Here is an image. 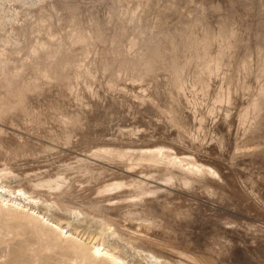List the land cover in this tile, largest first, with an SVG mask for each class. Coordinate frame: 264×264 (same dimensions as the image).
I'll list each match as a JSON object with an SVG mask.
<instances>
[{"label":"rangeland","instance_id":"1","mask_svg":"<svg viewBox=\"0 0 264 264\" xmlns=\"http://www.w3.org/2000/svg\"><path fill=\"white\" fill-rule=\"evenodd\" d=\"M82 28L90 32L88 42L70 37ZM130 38L136 40L133 47L127 46ZM205 47L206 60L201 58ZM154 48L162 57L153 63L154 72L132 80ZM0 53L3 69L16 68L24 81H37L36 67L57 56L76 62L63 70L60 85L46 83L30 98L35 118L0 120V195L35 209L75 238L64 237L38 215L0 203V264H114L92 254L93 242L126 264H191L176 262L177 255L161 256L137 238V227L149 226L150 237L159 236L154 229H165L148 203L95 198V187L120 178L121 166L118 154L109 157L99 148L137 151L146 145L162 146L165 156H159L165 167L148 171L151 185L163 184L165 159L173 152L218 165L217 181L198 173L190 187H177L192 203L193 222L184 230L189 241L180 245L175 230L170 250L199 256L205 259L201 264H264V0H0ZM215 60L212 72L203 67ZM180 66L182 95L172 83ZM119 69L126 74L120 73L113 87L107 85ZM12 94L17 99L23 93L17 88ZM253 98L256 107L249 105ZM173 106L178 124L162 114ZM71 115H79L84 128L72 130ZM183 164L173 167L180 176L181 166L188 167ZM177 176L172 181L177 183ZM103 206L111 208L122 229L99 217ZM171 233L161 236L172 238ZM208 249L219 253L216 260L209 259Z\"/></svg>","mask_w":264,"mask_h":264},{"label":"bare ground","instance_id":"2","mask_svg":"<svg viewBox=\"0 0 264 264\" xmlns=\"http://www.w3.org/2000/svg\"><path fill=\"white\" fill-rule=\"evenodd\" d=\"M77 7V5H76ZM175 8V7H174ZM73 10V9H72ZM122 10V9H121ZM72 15V14H71ZM121 15V14H120ZM130 17V16H129ZM136 17V16H135ZM134 17V18H135ZM72 18V17H71ZM122 19V18H121ZM50 20V19H49ZM47 20V21H49ZM132 20H133V17H132ZM130 21V20H129ZM134 21V20H133ZM75 23V22H74ZM145 23V22H144ZM131 24V23H130ZM81 25V24H80ZM123 25V24H122ZM127 25V24H126ZM51 26V25H50ZM77 27V26H76ZM40 28V27H39ZM74 28V27H73ZM80 28V26H79ZM122 28V27H121ZM50 29V28H48ZM97 29V28H96ZM79 30V29H78ZM83 28L80 30V31H77V32H74L71 34V38L73 39H76V40H84L86 41V39L88 40L87 36H91L89 33L87 34V32H84L82 31ZM94 30V29H93ZM76 31V30H75ZM82 31V32H81ZM89 31V30H88ZM101 31V30H100ZM123 31V30H122ZM102 32V31H101ZM97 33V31H96ZM102 34V33H101ZM135 34V33H134ZM164 34V33H163ZM97 35V34H96ZM154 35V34H153ZM217 36V34H216ZM96 37V36H95ZM147 37V36H146ZM49 38V37H47ZM92 38V37H91ZM99 38V37H98ZM144 38V37H143ZM157 38V37H156ZM46 39V38H45ZM68 39V37H67ZM67 39H65L66 41H68ZM122 39V38H121ZM71 40V39H70ZM75 40V42H76ZM155 40V39H154ZM61 41V40H60ZM83 41V42H84ZM135 41L136 40H132L131 38L127 41L128 42V47L129 46H134L135 45ZM141 41V40H140ZM152 41V40H151ZM158 41V40H157ZM63 42V41H62ZM62 42H61V45H62ZM69 42V41H68ZM74 42V43H75ZM78 43L80 41H77ZM76 42V44H78ZM88 42V41H86ZM85 42V44L87 45V43ZM147 42V41H145ZM143 42V43H145ZM154 42V41H153ZM173 42V41H172ZM205 42V41H204ZM58 43V41H57ZM73 43V44H74ZM82 43V42H81ZM141 43V42H140ZM60 44V43H59ZM71 44V43H70ZM151 44V43H150ZM153 44V43H152ZM49 45V44H48ZM67 45V44H66ZM84 45V44H83ZM146 45V44H145ZM149 45V43H148ZM222 45V44H221ZM35 46V45H34ZM60 46V45H59ZM92 46V45H91ZM33 47V46H32ZM40 47V46H39ZM80 47H85V46H80ZM87 47V46H86ZM89 47V46H88ZM105 47V46H104ZM157 47V46H156ZM171 47V46H170ZM207 47V46H206ZM205 47V48H206ZM58 48H61V47H58ZM58 48H57V52H58ZM63 48V47H62ZM131 48V47H130ZM144 48V47H143ZM146 48V47H145ZM173 48V47H172ZM35 49V47L32 48V50ZM39 49V48H38ZM38 49H35V50H38ZM50 49V48H49ZM88 49V48H87ZM204 49V48H203ZM30 49V51H32ZM60 50V49H59ZM84 50V49H83ZM142 50V49H141ZM147 50V49H146ZM206 49L202 50V56L201 58L202 59H205L206 60V57L208 56L207 54L208 51H206ZM53 51V50H52ZM91 51V50H90ZM108 51V50H107ZM222 50H219V52H221ZM34 52V51H33ZM40 52V51H39ZM89 52V51H88ZM140 52V50H139ZM160 52L159 51V48H154L152 49V55L150 56V58L144 62L143 64H141L142 66L139 68V71L136 73L135 71V78H133L132 80H144L150 73H153L152 70H153V63L156 61H158L157 59L160 56ZM28 53V52H27ZM31 53V52H30ZM29 53V55H30ZM55 53V52H54ZM59 53V52H58ZM144 53V52H143ZM53 54V53H52ZM56 54V53H55ZM87 54V53H86ZM163 54V53H162ZM200 54V53H199ZM221 54V53H220ZM1 55V53H0ZM57 55V54H56ZM61 55V54H60ZM84 55V54H83ZM140 55V54H139ZM142 55V53H141ZM197 55V54H196ZM195 55V56H196ZM2 56V55H1ZM0 56V120L2 119H9L10 121H12V119L14 118V120H20L21 122H24L25 119H28L30 121V119H33V117L35 116L34 115V112H32V109H31V103H30V98H32L33 96L37 95L38 93H40V91H43V85L46 84V83H51V84H58L60 85L61 82L63 81V78L66 74V72H64L66 70L67 67H69L70 65H72L73 67V64L74 63V59L72 60L71 58L67 57V56H57V58H55L53 60V62H50V63H47L46 64V61L44 66L43 67H36L35 69V77H39V79L36 80H30V81H24V80H19L17 77L19 75V70H17L16 68L13 70H4L3 69V66H4V62L5 61L2 57ZM86 56V55H85ZM146 56V55H145ZM149 56V55H148ZM200 56H197L200 58ZM15 57V56H14ZM31 57V56H30ZM46 59H47V56L45 55ZM60 57V58H59ZM139 57V56H138ZM196 57V59H197ZM210 57V56H209ZM219 57V56H218ZM5 58V57H4ZM34 58V57H33ZM38 58V57H37ZM162 58V57H161ZM208 58V57H207ZM12 59V58H11ZM30 59V58H29ZM50 59V58H49ZM53 59V58H52ZM51 59V60H52ZM127 59V58H126ZM143 59V58H142ZM201 59V60H202ZM209 59V58H208ZM211 59H216L215 56L214 58H211ZM210 59V60H211ZM28 60V59H27ZM35 60V58H34ZM88 60V59H87ZM133 60V59H132ZM8 62V60H6ZM31 61V59L29 60ZM37 61V60H36ZM49 61V60H48ZM75 61H76V58H75ZM79 61V60H78ZM124 61V59H123ZM212 61V60H211ZM23 62V60L21 61ZM33 62V61H32ZM41 62V61H40ZM85 62V61H84ZM114 62V61H113ZM187 62V61H186ZM23 63H27V62H23ZM38 63V62H37ZM83 63V62H82ZM108 63V62H107ZM110 63V62H109ZM174 63V62H173ZM22 64V63H21ZM28 64V63H27ZM125 64V63H124ZM123 64V65H124ZM204 64V63H203ZM25 65V64H24ZM29 65V64H28ZM27 65V66H28ZM34 65V64H32ZM77 65V64H76ZM80 65V64H78ZM119 65V64H117ZM126 65V64H125ZM128 65H131V62H128ZM127 65V67H128ZM212 64H208V61L205 62L204 66L205 69H208V71H213L216 67H217V61L215 60V64L213 66H211ZM244 65V64H243ZM36 66V65H35ZM37 66H39L37 64ZM105 66V65H104ZM120 66V65H119ZM122 66V65H121ZM132 68L133 69H136V67H138L137 65L133 64L132 63ZM155 66V65H154ZM31 67V66H30ZM71 67V66H70ZM77 67V66H75ZM89 67V66H88ZM126 67V66H125ZM27 68V67H26ZM33 68V67H32ZM117 68V67H116ZM123 68V66H122ZM161 68V67H160ZM176 68V67H175ZM184 67L183 66H180V67H177L175 69V72H174V79L172 80V83L175 87V89H177L176 91L180 90V88L183 86L182 85V81H181V78L183 79V77L180 78V75L183 74L182 72V69ZM7 69V68H6ZM23 69V68H22ZM71 69V68H70ZM74 69V68H73ZM81 69V68H80ZM79 69V70H80ZM128 69V68H127ZM132 69V70H133ZM170 69V68H169ZM64 70V71H63ZM74 70H77L74 69ZM182 71V72H181ZM87 72V71H86ZM129 71H127L128 73ZM133 72V71H132ZM23 73V72H22ZM32 73V72H31ZM75 73V72H74ZM120 73H125L126 74V71L125 69H119V70H115V73L112 72V76L111 78L107 81V85H110L112 86L113 84L115 85V82H117V80L115 81V78L119 76ZM131 73V72H130ZM209 73V72H208ZM77 74V73H76ZM86 74V73H85ZM93 74V73H92ZM21 75V73H20ZM87 75V74H86ZM134 76V74H133ZM132 76V77H133ZM29 77V76H28ZM27 77V78H28ZM34 77V76H33ZM20 78V77H19ZM24 78V77H23ZM35 78V79H36ZM85 78V77H84ZM225 79V78H224ZM50 85V84H49ZM113 85V86H114ZM133 85V84H132ZM141 85V84H140ZM171 84V86H173ZM206 84H204L205 86ZM112 86V87H113ZM131 86V84H130ZM136 86V85H135ZM111 87V88H112ZM18 90H22V96L21 98H16L17 99H14L13 98V94L12 92L14 93V90L17 89ZM55 88V87H54ZM68 87H66L67 89ZM74 88V87H73ZM115 88V87H114ZM14 89V90H13ZM38 89H41L38 91ZM141 89V88H140ZM143 89V88H142ZM173 89V88H172ZM182 89V88H181ZM51 90V89H50ZM129 90V89H128ZM17 91V90H16ZM121 91V90H120ZM123 91V90H122ZM175 91V93H177ZM195 91V90H194ZM70 92V91H69ZM132 92V91H131ZM179 92V91H178ZM17 93V92H16ZM119 93V92H118ZM125 93V92H123ZM171 93V92H170ZM180 93H181V90H180ZM197 93V92H196ZM51 94V93H50ZM137 94V93H136ZM40 95V94H39ZM182 95V93H181ZM184 95V94H183ZM196 95V94H194ZM203 95V94H202ZM127 96V95H126ZM169 96V95H168ZM171 96H172V93H171ZM171 96L168 100L171 99ZM177 96V95H175ZM224 96V95H223ZM20 97V96H19ZM179 97V96H178ZM197 97V96H196ZM222 97V96H221ZM220 97V98H221ZM257 97V96H256ZM35 98V97H34ZM167 98V97H166ZM173 98V96H172ZM176 98V97H174ZM183 98V97H182ZM181 98V99H182ZM193 98V97H192ZM219 98V99H220ZM137 99V98H136ZM255 99L256 98H253L251 102H249L250 104V107H254L255 106ZM33 100V99H32ZM185 100V99H184ZM142 101V99H141ZM172 101V100H171ZM176 100L172 101V104L173 102H175ZM258 101V100H257ZM137 102V101H136ZM146 102V101H145ZM179 102V101H178ZM176 101V104L178 103ZM182 101H180L181 103ZM190 102V101H189ZM200 102V101H199ZM87 103V102H86ZM96 103V102H95ZM183 103V102H182ZM198 103V102H197ZM81 104V103H80ZM147 104V103H146ZM143 105V103H142ZM179 105V104H178ZM55 106V105H54ZM52 105V107H54ZM58 106V105H57ZM167 106V105H166ZM165 106V107H166ZM172 106V105H171ZM169 107H170V104H169ZM168 107V108H169ZM188 107V106H187ZM256 107V106H255ZM44 108V107H43ZM55 108V107H54ZM79 108V107H78ZM167 108V109H168ZM174 106L172 108H169L168 111L166 113H163L162 111V114H166L169 119H171L174 124H178L176 121H175V118H174V110H173ZM177 108V106H176ZM108 109V108H107ZM166 109V110H167ZM79 110V109H78ZM160 110V109H159ZM163 110V109H162ZM177 110V109H176ZM189 110V109H188ZM254 110V108H253ZM35 111V110H34ZM56 111V110H55ZM54 111V112H55ZM249 111V110H248ZM255 111V110H254ZM77 112V111H76ZM177 112V111H176ZM56 113V112H55ZM75 113V112H73ZM161 113V112H160ZM36 114V112H35ZM66 114V113H65ZM69 114V113H67ZM72 114V113H70ZM76 114V113H75ZM80 114V112H79ZM188 114L187 113V117H188ZM192 114V113H191ZM37 115V114H36ZM57 115V114H56ZM165 115V118H168L166 117ZM243 115V114H242ZM16 116V117H14ZM63 116V114H62ZM61 116V117H62ZM72 116V115H71ZM79 116V115H78ZM78 116L76 115H73L72 118H71V122L70 123L72 127H75L74 129L72 130H76V128H78L79 130L84 128L82 126V124L80 123L82 121H79V118ZM81 116V114H80ZM257 116V115H256ZM69 117V115H68ZM66 117V118H68ZM82 117V116H81ZM35 118V117H34ZM52 118V117H51ZM65 118V117H64ZM64 118H62L64 120ZM65 118V119H66ZM178 118H176L177 120ZM61 120V119H60ZM5 122V121H4ZM27 122V121H26ZM61 122V121H60ZM179 122V121H178ZM8 123V122H7ZM10 123V122H9ZM31 123V122H30ZM64 123V121H63ZM67 124V120L65 122ZM83 123V122H82ZM180 123V122H179ZM61 124V123H60ZM85 123H83L84 125ZM182 124V123H181ZM180 124V125H181ZM201 124V123H200ZM8 125V124H7ZM28 125V124H27ZM62 125V124H61ZM11 126V125H10ZM59 127H61L59 125ZM66 127H69V121H68V126ZM180 128V127H179ZM65 129V128H64ZM69 129V128H68ZM184 130V127L182 128ZM187 129V128H186ZM200 130V129H199ZM180 131V130H179ZM185 131V130H184ZM64 132V131H63ZM69 132V131H68ZM188 132V130H187ZM186 132V133H187ZM67 133V131H66ZM65 133V135H66ZM71 133V132H69ZM182 133V131H181ZM64 133H62V136ZM68 134V133H67ZM69 135V134H68ZM182 136V135H181ZM65 137V136H64ZM66 140V139H65ZM111 143V142H110ZM112 145V144H111ZM142 146V145H141ZM144 146V145H143ZM152 145H149L148 147H150ZM97 147V146H96ZM99 147V146H98ZM139 147V146H138ZM147 145L146 147H140L138 149H140V151H135L137 147H134L135 149L131 148V147H106L104 149H100L99 148V152H104L106 155H109V157H112L116 154H118L117 156H119V160H120V163L119 165H121L120 167H118V172H119V175H117L118 179H114V180H110V181H104L103 182H100L97 187H95V191L94 194H95V198L97 199L98 198H105L104 196H107L109 195L110 197H108L107 199L109 201H114V202H121V201H124V202H130V201H139V202H136V203H142L143 201L148 203L149 205L147 206V210L151 213H155L157 215H159L164 221H165V229L164 230H160V229H154L156 232H158V235L159 236H152L150 237V234L147 233V231H145V229H148V228H145L144 226V230H141V229H138L139 227L136 228V230L140 231L138 234H137V238H140L145 244L148 245V247H152L153 249H157L158 251H155L157 254L161 255V256H173L174 255H177L175 256V261L176 262H180V263H185L186 262H189L191 264H201L202 261L205 262V259L199 257V256H193V255H187L185 252L183 251H178L177 253H173L171 250H170V243L173 244L176 240V232L175 230L177 231L178 233V236L180 237V242L181 243L180 245H185V242L189 241V238L184 236V230L190 226H192V222L190 220V215L189 213L191 212L192 210V203H189V202H185V197H183V189H178L177 187H182V188H185V187H190V179L193 178V174H198V173H201V174H204L206 175V177L212 179V181H215L216 180V176L218 175V165H217V168L216 166H212L210 165L209 163H206V162H199L197 161L196 159L193 158V156H190L189 154H187L186 152H181V151H177V152H173L171 153V155L169 156H166V162L167 164L165 163V165H167L168 167L164 168L163 170V175L165 176L162 181H163V184H159V185H151V183L149 182V179H151V174L148 173L149 169H153V170H157L159 169V166H160V160H159V156L162 155L163 151L161 150L162 149V146L160 148V146L156 145V148H148ZM168 147V146H167ZM253 148V147H252ZM168 150H169V147H168ZM251 150V149H250ZM95 153V152H94ZM136 153V161L133 163L131 162V157L132 155H134ZM167 153V152H166ZM104 154V155H105ZM99 155V154H98ZM103 155V154H102ZM164 155H162L163 157ZM161 157V158H162ZM165 157V156H164ZM163 157V158H164ZM110 159V158H109ZM180 162H183L185 163V165L187 164L188 167L185 166V168H182L181 165V175L176 173L175 169L173 167L177 166V163H180ZM214 162V161H213ZM212 162V163H213ZM116 164V163H115ZM182 164V163H181ZM162 166V165H161ZM160 166V167H161ZM183 166V167H184ZM136 167H143V170L142 169H135ZM165 167V166H163ZM161 167V168H163ZM178 168V167H177ZM150 170V171H151ZM184 170V171H183ZM158 172V171H157ZM183 172H185L183 174ZM160 173V172H158ZM157 173V174H158ZM155 175V174H153ZM152 175V177H153ZM176 175H178L177 177V183H176V180L172 181V179L174 177H176ZM161 176V175H160ZM198 176V175H197ZM203 176V175H202ZM221 176V175H220ZM225 176V175H224ZM196 177V176H194ZM219 177V176H218ZM217 177V178H218ZM116 178V177H115ZM199 178V177H198ZM222 178V177H221ZM176 179V178H175ZM227 179V178H226ZM195 180V179H194ZM196 181V180H195ZM217 181V180H216ZM232 181V180H231ZM217 183V182H216ZM228 183V182H227ZM210 184V183H209ZM213 184V183H212ZM227 185V184H226ZM162 186H170V189L168 188H164ZM93 187V186H92ZM174 187V188H173ZM175 187L177 189H175ZM94 188V187H93ZM22 189V188H21ZM18 190V189H17ZM186 191V190H185ZM18 192H22V190H18ZM162 192H166L167 194H162ZM114 193V194H113ZM244 195V194H243ZM159 196H163V197H159ZM94 197V196H93ZM189 198V197H188ZM94 201V200H92ZM96 201V200H95ZM108 201V202H109ZM112 201V202H113ZM97 202V201H96ZM0 203L7 206V207H12L16 210H20V211H24V212H31V214H35V215H38L40 217V219L44 220L45 222L49 223L51 225V227H53L54 229H58L61 233V235H63L64 237H73L74 235H72L71 233H69L68 231L64 230V228H61L59 224L57 223H54V222H51L50 220L48 219H44V216H42L41 214H39L38 212L35 211V209H32L30 208L28 205H25V204H22L21 202L17 201L16 199L14 198H5V197H2L0 195ZM135 203V204H136ZM195 203V202H194ZM112 204V203H111ZM145 204V203H144ZM94 205V206H93ZM92 208L96 209L99 213V205L97 204H93ZM114 205V204H112ZM129 205V203L127 204ZM147 205V204H146ZM91 206V205H90ZM91 208V207H89ZM103 208V209H102ZM101 208V211H104V212H101L102 214L99 216L101 219H104L106 220L108 223L112 224V225H115L117 230L118 229H122V226L121 224H119V219H116V218H113L111 216V211L110 209L111 208H108V207H102ZM90 210V209H88ZM92 210V209H91ZM115 211V210H114ZM147 211V212H148ZM195 212V211H194ZM96 213V212H95ZM30 214V213H29ZM94 214V213H93ZM98 214V213H96ZM150 215V214H149ZM98 216V215H97ZM198 216V215H197ZM216 219V218H215ZM102 220V221H104ZM216 222V221H215ZM222 223V222H221ZM220 224V223H219ZM242 224V223H241ZM132 225V224H131ZM221 225V224H220ZM223 225V224H222ZM120 226V227H119ZM130 226V225H129ZM115 228V227H114ZM115 228V229H116ZM151 228V227H150ZM191 229V228H190ZM151 230V229H150ZM148 230V231H150ZM230 230V228H229ZM170 231H172L171 233V237L172 238H164L161 236V234L163 233L164 236L167 234L166 233H169ZM151 233V232H150ZM153 233V232H152ZM157 234V233H156ZM244 234V233H243ZM152 235V234H151ZM165 236V237H166ZM75 238V236H74ZM143 238V239H142ZM193 238V237H192ZM178 239V238H177ZM140 240V241H141ZM143 245V244H142ZM245 248V247H244ZM92 250V254L94 255H97V256H100L101 258H105V259H108L110 260L111 262H114V264H126L123 260H121L118 256L115 255V252H111V250L105 248V246L103 247L102 244H96V242H93L91 243V247L89 248ZM215 249V248H214ZM240 249V248H239ZM237 250V249H236ZM207 251V256L209 257L210 260H216L215 257H217L216 255H218L219 253H213L212 250H206ZM202 260H201V259ZM228 259V258H227ZM212 261H210L211 263Z\"/></svg>","mask_w":264,"mask_h":264}]
</instances>
